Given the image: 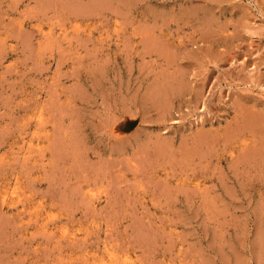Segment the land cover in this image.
Listing matches in <instances>:
<instances>
[{"label": "rangeland", "instance_id": "rangeland-1", "mask_svg": "<svg viewBox=\"0 0 264 264\" xmlns=\"http://www.w3.org/2000/svg\"><path fill=\"white\" fill-rule=\"evenodd\" d=\"M0 264H264V0H0Z\"/></svg>", "mask_w": 264, "mask_h": 264}]
</instances>
